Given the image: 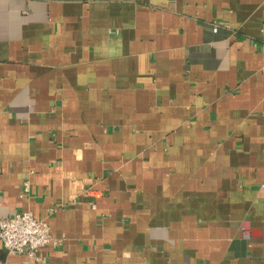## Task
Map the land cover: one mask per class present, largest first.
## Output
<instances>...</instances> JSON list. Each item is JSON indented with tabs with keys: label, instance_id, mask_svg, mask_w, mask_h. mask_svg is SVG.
I'll return each mask as SVG.
<instances>
[{
	"label": "crops",
	"instance_id": "obj_1",
	"mask_svg": "<svg viewBox=\"0 0 264 264\" xmlns=\"http://www.w3.org/2000/svg\"><path fill=\"white\" fill-rule=\"evenodd\" d=\"M263 180L264 0H0V215L64 236L31 264H264Z\"/></svg>",
	"mask_w": 264,
	"mask_h": 264
},
{
	"label": "built area",
	"instance_id": "obj_2",
	"mask_svg": "<svg viewBox=\"0 0 264 264\" xmlns=\"http://www.w3.org/2000/svg\"><path fill=\"white\" fill-rule=\"evenodd\" d=\"M25 184L29 190V181ZM261 187H264V180ZM0 240L8 252L28 256L23 264H31V260H39L37 252L41 248L49 244L59 246L63 243L64 236L53 235L48 218L38 217L31 210H24L12 216L0 215Z\"/></svg>",
	"mask_w": 264,
	"mask_h": 264
}]
</instances>
